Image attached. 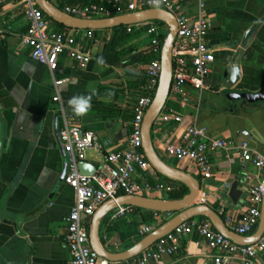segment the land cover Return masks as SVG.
Here are the masks:
<instances>
[{
  "label": "crops",
  "instance_id": "1",
  "mask_svg": "<svg viewBox=\"0 0 264 264\" xmlns=\"http://www.w3.org/2000/svg\"><path fill=\"white\" fill-rule=\"evenodd\" d=\"M48 1L59 6L58 0ZM64 1L70 6L94 2ZM204 1L209 20L206 42L214 55L204 79L205 87L199 91L186 83L189 103L185 107H180L174 97L167 98L163 111L174 108L181 120L154 124L152 144L169 166L199 179L201 203L218 214L223 204L225 213L221 218L224 220L228 215L237 223L248 206V189L262 180L260 172L244 161L237 149H220L211 154L212 176L205 179L196 173L193 164L176 160L164 150L165 143H178L186 127L193 124L204 127L210 137L233 142L246 140L252 150L264 148V103L229 101L225 97L226 91L259 92L264 88V0ZM184 5L188 12L196 10L191 0H184ZM25 30L21 6L13 0H0V264H70L64 217L74 204L75 194L62 178L65 156L55 127L59 130L65 118L82 130L94 132L102 148L88 151L85 161L98 169L109 151L125 147L134 106L144 93L146 76L143 66L107 64L100 68L96 64V55L104 40L110 38L111 29L93 32V39L88 41L93 57L84 68L63 54L52 72L31 58L28 48L21 44ZM83 31L79 29L78 33ZM149 39L147 32L142 31L127 46L145 50L150 47ZM238 49H241L239 79L232 89H225L221 84L224 57ZM72 78L78 82L60 84L57 88L54 85V80ZM90 86L97 90L92 107L86 116L77 117L67 101L74 95L88 94ZM102 86L117 91L110 102L101 99ZM148 174L165 185L153 169ZM147 195L165 199L164 191ZM139 214L133 208L120 217L113 218L111 214V220L126 217L130 221ZM171 216L172 213L167 219ZM140 225L107 224L101 229V236L110 250L122 251L125 243L134 244L143 237L137 234ZM213 253L196 234H190L181 240L174 254L149 264H208ZM259 264H264L262 256Z\"/></svg>",
  "mask_w": 264,
  "mask_h": 264
},
{
  "label": "built area",
  "instance_id": "2",
  "mask_svg": "<svg viewBox=\"0 0 264 264\" xmlns=\"http://www.w3.org/2000/svg\"><path fill=\"white\" fill-rule=\"evenodd\" d=\"M17 2L26 20V30L21 36V44L28 48L34 60L45 64L52 72L57 68L58 59L65 54L69 59L84 68L92 59L88 41L93 39V30L79 29L55 30L50 20L37 6L35 0H13ZM107 6L88 2L83 5H65L64 12L77 17H108L115 14L135 12L155 8L150 0H106ZM195 5L194 12H188L184 0H165L160 8L175 16L177 29L171 51L172 76L168 97H174L180 107L189 103V95L184 86L191 84L201 91L204 79L210 71L214 55L206 42L208 16L204 0H191ZM129 31V29H128ZM150 36V47L158 43V27L150 22L146 29ZM39 54V55H37ZM160 72V57L146 66L144 93L138 97L131 121V131L125 147L109 151L101 166L93 174H82L78 169L87 152L101 150L96 134L82 130L78 124H70L65 118L58 130L65 156L66 171L63 178L75 194L74 204L64 217L66 228L65 243L70 254V264H149L159 261L164 255H172L180 248L181 240L190 234H196L214 253L208 264H230L238 261L241 264H259L264 255V233L254 243L241 245L221 234L206 217L189 219L144 249L138 255L124 261H110L98 256L90 246L88 236L89 221L96 209L106 200L115 199L121 194H147L152 191H164L166 185L156 182L154 187L146 182H138L141 172L150 173L152 167L142 150V120L154 96ZM62 80H54L57 88ZM57 90V89H56ZM58 99V96L55 97ZM164 110V109H163ZM161 111L154 124L179 122L180 115L174 108ZM237 149L242 159L252 164L261 174V182L247 191V208L242 212L237 223L226 215L224 224L238 235L252 233L261 215V203L264 191V148L252 150L246 140L233 142L225 138H213L204 127L189 125L178 143H165L166 154L179 161L189 162L195 166L196 173L205 179L212 176L211 154L217 150ZM200 201V196L198 198ZM124 211L121 213L120 209ZM133 210L132 206H118L112 217L123 216ZM225 213L224 205L219 208V215ZM170 216L168 212H154L151 222L138 228V235L145 236L155 226Z\"/></svg>",
  "mask_w": 264,
  "mask_h": 264
},
{
  "label": "water",
  "instance_id": "3",
  "mask_svg": "<svg viewBox=\"0 0 264 264\" xmlns=\"http://www.w3.org/2000/svg\"><path fill=\"white\" fill-rule=\"evenodd\" d=\"M35 2L43 13L51 20L73 29H112L119 25H136L149 21H159L166 25V35L160 49V72L157 87L142 120V150L146 160L157 174L167 179L181 182L188 188V193L179 199H161L148 196L147 194H121L115 199L104 201L96 209L88 225L89 242L93 251L98 256L110 261H124L130 259L170 233L177 225L194 217L208 218L221 234L238 244L246 245L257 241L264 233V191L261 203V215L255 230L249 236H240L224 224L221 216L213 208L205 203L198 202L200 196L199 179L189 172L169 166L159 157L153 148V125L155 119L159 116L165 106L170 90L172 76L171 51L177 29L175 16L163 8H147L135 12L115 14L108 17L82 18L64 12L59 6L48 0H35ZM240 54L241 49H238L235 54H231L229 57H224L221 70V78L223 81L221 84L225 89H232L239 79ZM225 97L229 101L245 100V102L251 104L257 102L264 103V88L259 92L226 91ZM55 132L59 138L57 126L55 127ZM62 153L64 154L63 149ZM78 169L80 173L88 175L93 174L96 171V167L85 160L79 162ZM65 171L66 162L62 172V178H64ZM118 206H132L154 212H168L172 213V216L154 228L151 232L141 237L130 247L122 251H113L105 248L102 244L101 221ZM262 258L264 260V255H262Z\"/></svg>",
  "mask_w": 264,
  "mask_h": 264
},
{
  "label": "trees",
  "instance_id": "4",
  "mask_svg": "<svg viewBox=\"0 0 264 264\" xmlns=\"http://www.w3.org/2000/svg\"><path fill=\"white\" fill-rule=\"evenodd\" d=\"M95 3H99L102 5L107 6L109 9H112V6L109 5L106 2L103 1H97L93 0ZM81 2H86V0H81ZM58 5L60 8H63V6L68 5L64 0H58ZM47 18L50 20L51 26L55 30L63 31V30H68L70 28L57 23L53 20H51L48 16ZM152 22L154 23L160 33L158 34V43L156 46L149 47L145 50H137L136 47L132 46H127V43L129 40H131L133 37H136L139 33L142 31H146L148 24ZM165 24L163 22L159 21H149L145 23H140L136 25H119L117 27L112 28V34L108 40H104L103 43V48L102 50L96 55V57L103 56L104 59L106 60L107 64H112V65H119L123 67H138V66H143V71L145 73L146 66L152 62L154 59L160 57V49L161 45L163 42V39L165 38L166 32H165ZM129 29V31H128ZM101 30H93L94 33L100 32ZM145 67V68H144ZM146 76V74H145ZM145 82H146V77H145ZM111 90L114 95L112 97H116L117 91L115 89L102 86L99 89L100 94L105 95L107 91ZM97 104H100L98 102ZM155 172V171H154ZM141 176L138 179V181L141 182V180L146 181L149 186L153 187L156 183L155 178L153 176L149 175L148 173H140ZM155 174L161 178V180L165 183L166 189L164 190L165 194V199H179L185 196L188 193V188L182 184L181 182L174 181L167 179L165 177H162L161 175ZM136 212L141 213L138 216L134 217L132 220L128 221L125 218H119L116 220H111V214L109 213L106 215L102 221H101V229L103 226L107 224H112L114 227L120 224L121 222L123 224H127L129 222H132L136 225H140L141 223H149L152 221V216L154 211L150 210H145V209H140L133 207ZM198 218V217H197ZM200 218V217H199ZM139 228V227H138ZM137 228V229H138ZM138 232V230H137ZM138 234V233H137ZM141 238V237H140ZM138 238V240L140 239ZM101 241L102 244L104 245L105 248L109 249L107 247V243L105 239L101 236ZM133 244V242H127L124 244V249L130 247Z\"/></svg>",
  "mask_w": 264,
  "mask_h": 264
},
{
  "label": "clouds",
  "instance_id": "5",
  "mask_svg": "<svg viewBox=\"0 0 264 264\" xmlns=\"http://www.w3.org/2000/svg\"><path fill=\"white\" fill-rule=\"evenodd\" d=\"M150 3L155 7V8H160V6L162 4L165 3V0H150ZM39 55V54H37ZM96 64L100 67V68H104L107 67V62L104 59L103 56H99L96 58ZM77 79L76 78H72L70 81H61V84H67V83H77ZM94 95H97V90L95 89V87H89V92L88 94H81V95H74L72 97H70L67 101V104L69 106V108L71 109L72 113L77 116V117H83L86 116L88 114V112L90 111L91 107H92V97ZM114 95V93L109 90L105 93V95L103 97H101V99L104 102H110L112 96ZM124 211L123 208L120 209V212L122 213Z\"/></svg>",
  "mask_w": 264,
  "mask_h": 264
},
{
  "label": "rangeland",
  "instance_id": "6",
  "mask_svg": "<svg viewBox=\"0 0 264 264\" xmlns=\"http://www.w3.org/2000/svg\"><path fill=\"white\" fill-rule=\"evenodd\" d=\"M124 218H126V217H124Z\"/></svg>",
  "mask_w": 264,
  "mask_h": 264
}]
</instances>
